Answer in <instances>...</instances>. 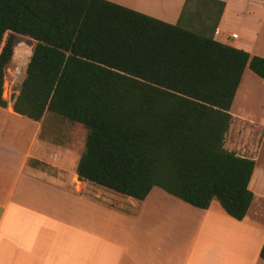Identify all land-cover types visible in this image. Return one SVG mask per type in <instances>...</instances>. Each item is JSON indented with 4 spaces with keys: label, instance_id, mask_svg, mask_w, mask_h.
Segmentation results:
<instances>
[{
    "label": "trees",
    "instance_id": "1",
    "mask_svg": "<svg viewBox=\"0 0 264 264\" xmlns=\"http://www.w3.org/2000/svg\"><path fill=\"white\" fill-rule=\"evenodd\" d=\"M215 28L205 36L106 0H0V107L14 47L27 37L13 111L86 129L80 181L136 201L153 188L202 210L217 200L241 221L254 161L224 142L243 73L264 80V58L215 41Z\"/></svg>",
    "mask_w": 264,
    "mask_h": 264
},
{
    "label": "crops",
    "instance_id": "2",
    "mask_svg": "<svg viewBox=\"0 0 264 264\" xmlns=\"http://www.w3.org/2000/svg\"><path fill=\"white\" fill-rule=\"evenodd\" d=\"M106 1L171 25L195 16L196 0ZM203 1L217 16L215 41L259 55L264 0ZM24 72L0 107V264H264L263 119L233 114L231 105L224 147L254 161V198L241 221L217 200L202 210L154 188L144 201L127 197L133 208L117 210L87 196L90 183L76 175L87 135L81 124L58 123L48 112L33 121L13 111ZM48 122L64 129L47 132ZM254 127L261 131L252 138Z\"/></svg>",
    "mask_w": 264,
    "mask_h": 264
},
{
    "label": "rangeland",
    "instance_id": "3",
    "mask_svg": "<svg viewBox=\"0 0 264 264\" xmlns=\"http://www.w3.org/2000/svg\"><path fill=\"white\" fill-rule=\"evenodd\" d=\"M191 9L195 13V16L192 21L185 23V16H183L182 21L179 23V26L181 28H185L196 33L208 36V29L215 23V21L217 20V16L212 15L209 8L204 7L203 0H196V3H192ZM235 23L237 24L238 21H236ZM248 23L250 22L246 20L245 22H243V25L245 26ZM262 27H264V24L262 25ZM245 30L246 28L238 30V33L243 35L246 32ZM248 35L249 36L247 37L249 39L254 38L252 37L253 34L248 33ZM257 42L258 50L256 51L257 54H259L257 56H262L264 58V36H261V38H259ZM32 47L33 41L27 37H20L17 45L14 47L12 62L9 65V70L7 72V95H10L12 90L17 88L21 80V74H23L24 68L26 67L29 57L31 55ZM16 75H18L17 78ZM231 111L233 114H244L257 122H259L260 119L264 120V82L261 79L257 78L249 70L248 67L245 69L242 83L238 90L237 98L232 104ZM54 116L57 117L55 119H58V123L64 124L65 121H67L63 118H59L56 115ZM55 125L56 126H53L52 123L48 122L45 127V130L47 132L53 131V133H58L60 132L59 130L64 129L63 126L58 127L57 123ZM81 127L87 134L86 129L83 126ZM260 131L261 130L258 127H254L251 131L252 138H254L255 135L258 134ZM89 185L90 189L86 192V195L94 198L97 201H101L103 205L112 207L117 210L126 209L128 207L133 208L132 204L128 202L129 198H127L126 196H121L117 193H114L112 191H109L105 188L91 183ZM153 192L162 193L161 189L159 188H154Z\"/></svg>",
    "mask_w": 264,
    "mask_h": 264
},
{
    "label": "built area",
    "instance_id": "4",
    "mask_svg": "<svg viewBox=\"0 0 264 264\" xmlns=\"http://www.w3.org/2000/svg\"><path fill=\"white\" fill-rule=\"evenodd\" d=\"M232 38L235 39L236 36H232ZM17 76H18V75H16V78H17ZM16 80H17V79H16ZM6 87H7V76H6V79H5L4 85H3V98H5V99H6V98H10L11 93H13V92H11L10 95H7Z\"/></svg>",
    "mask_w": 264,
    "mask_h": 264
}]
</instances>
